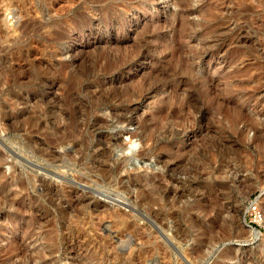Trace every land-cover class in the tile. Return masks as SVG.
<instances>
[{"label":"rangeland","instance_id":"1","mask_svg":"<svg viewBox=\"0 0 264 264\" xmlns=\"http://www.w3.org/2000/svg\"><path fill=\"white\" fill-rule=\"evenodd\" d=\"M256 197L264 0H0V264H264Z\"/></svg>","mask_w":264,"mask_h":264},{"label":"built area","instance_id":"2","mask_svg":"<svg viewBox=\"0 0 264 264\" xmlns=\"http://www.w3.org/2000/svg\"><path fill=\"white\" fill-rule=\"evenodd\" d=\"M245 219L251 227L264 228V208L257 197L250 200L245 212Z\"/></svg>","mask_w":264,"mask_h":264},{"label":"bare ground","instance_id":"3","mask_svg":"<svg viewBox=\"0 0 264 264\" xmlns=\"http://www.w3.org/2000/svg\"><path fill=\"white\" fill-rule=\"evenodd\" d=\"M72 111V110H71ZM58 112V111H57ZM56 112V113H57ZM63 112V111H62ZM52 113V112H51ZM65 113H66V111H65ZM72 113H74V112H72ZM72 113L70 114V115H72ZM55 114V113H54ZM53 114V115H54ZM76 114V113H75ZM75 114H74V116H75ZM49 115V114H48ZM48 115H46V116H48ZM51 115V114H50ZM68 115V114H67ZM52 116V115H51ZM50 116V117H51ZM64 115L63 114H59V115H57V117L58 118H60V119H62V118H64V117H66V115L63 117ZM69 116V115H68ZM49 117V116H48ZM54 117H56V115L54 116ZM54 117H52V119H56V118H54ZM95 117V116H94ZM66 118H68V117H66ZM65 118V120H68V119H66ZM70 118V117H69ZM78 118V117H77ZM105 118V117H104ZM51 119V118H50ZM79 119V118H78ZM73 120H75V117H74V119ZM77 120V119H76ZM106 120V119H105ZM62 121V120H61ZM69 122H70V120H68ZM72 121V120H71ZM95 123H94V125H97V124H100L101 122H103L104 121V119L102 118V117H95ZM93 121V122H94ZM65 122V121H64ZM77 122H79V121H77ZM83 122V121H82ZM57 123V122H56ZM66 123H68L67 121H66ZM84 123H86L85 121H84ZM59 124H60V122H59ZM65 124V123H64ZM105 124V123H104ZM74 124H72V126H73ZM75 125H76V123H75ZM82 126V125H81ZM86 126H87V124H86ZM95 127V126H94ZM68 140V139H67ZM60 145V144H59ZM50 150V149H49ZM56 158V157H55ZM58 158V157H57ZM53 160V159H52ZM103 168V167H102ZM105 169H106V167H105ZM103 170H104V168H103ZM107 170V169H106ZM101 172V171H100ZM101 175H102V173H101ZM124 211V210H123ZM124 213V212H123ZM130 214H132V213H130ZM253 228V227H252ZM256 230V229H255ZM256 232H258L259 233V231L258 230H256Z\"/></svg>","mask_w":264,"mask_h":264},{"label":"water","instance_id":"4","mask_svg":"<svg viewBox=\"0 0 264 264\" xmlns=\"http://www.w3.org/2000/svg\"><path fill=\"white\" fill-rule=\"evenodd\" d=\"M243 223H244V225H246V226H248V227H251V226L249 225V223L246 221L245 216L243 217ZM253 228L256 229V230H258V231H260L259 228H255V227H253Z\"/></svg>","mask_w":264,"mask_h":264}]
</instances>
